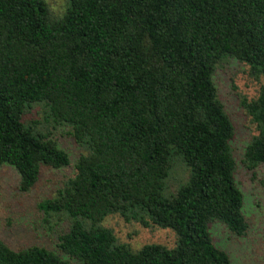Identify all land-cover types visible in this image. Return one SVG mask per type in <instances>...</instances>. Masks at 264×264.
Masks as SVG:
<instances>
[{
    "label": "trees",
    "instance_id": "16d2710c",
    "mask_svg": "<svg viewBox=\"0 0 264 264\" xmlns=\"http://www.w3.org/2000/svg\"><path fill=\"white\" fill-rule=\"evenodd\" d=\"M230 58L264 77V0H0V166L29 191L69 164L51 137L67 127L75 172L41 199L44 246L0 239V264H232L210 226L248 229L230 144L235 125L213 74ZM241 105L256 125L242 164L264 166V84ZM110 215L169 228L174 246L120 242Z\"/></svg>",
    "mask_w": 264,
    "mask_h": 264
},
{
    "label": "rangeland",
    "instance_id": "374dc122",
    "mask_svg": "<svg viewBox=\"0 0 264 264\" xmlns=\"http://www.w3.org/2000/svg\"><path fill=\"white\" fill-rule=\"evenodd\" d=\"M57 14L64 11L66 0H46ZM213 81L224 109L235 125V135L230 144L237 163L235 181L243 195L242 212L248 222V229L242 236L231 233L218 222L210 226L214 243L224 249L232 264H264V166L248 170L241 162L250 138L257 133L256 125L241 105V100L255 98L264 77L255 78L249 74V67L236 58H230L223 68L213 74ZM67 127L53 130L51 137L69 156V164L63 167H43L36 184L27 192L18 188L19 175L10 165L0 166V239L14 249L30 245L44 246L56 253L58 236L68 228V222L61 221L51 229L41 225L42 212L37 203L53 195L63 179L75 172V163L81 148L66 134ZM103 225L111 227L120 242L127 243L132 250L144 244L159 243L174 246L175 234L169 228L144 227L135 221H125L119 215H110ZM67 259L65 254H60ZM74 264L75 260H71Z\"/></svg>",
    "mask_w": 264,
    "mask_h": 264
}]
</instances>
